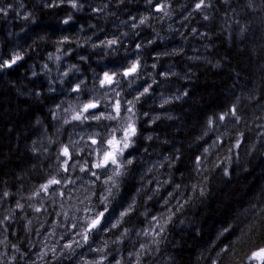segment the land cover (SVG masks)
Here are the masks:
<instances>
[{
    "label": "clouds",
    "instance_id": "obj_1",
    "mask_svg": "<svg viewBox=\"0 0 264 264\" xmlns=\"http://www.w3.org/2000/svg\"><path fill=\"white\" fill-rule=\"evenodd\" d=\"M0 264H264V0H0Z\"/></svg>",
    "mask_w": 264,
    "mask_h": 264
}]
</instances>
